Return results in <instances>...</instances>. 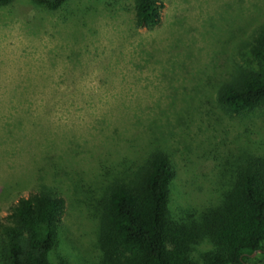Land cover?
Instances as JSON below:
<instances>
[{
	"label": "rangeland",
	"instance_id": "rangeland-1",
	"mask_svg": "<svg viewBox=\"0 0 264 264\" xmlns=\"http://www.w3.org/2000/svg\"><path fill=\"white\" fill-rule=\"evenodd\" d=\"M163 2L159 25L139 30L130 0L0 8V219L41 186L61 196L50 264H97L101 192L150 153L174 168L173 216L216 205L240 154L264 157V113L216 102L264 0ZM246 262L264 264V251Z\"/></svg>",
	"mask_w": 264,
	"mask_h": 264
},
{
	"label": "trees",
	"instance_id": "trees-1",
	"mask_svg": "<svg viewBox=\"0 0 264 264\" xmlns=\"http://www.w3.org/2000/svg\"><path fill=\"white\" fill-rule=\"evenodd\" d=\"M15 1L0 0V8ZM27 1L58 12L71 0ZM130 1L134 29L159 25L163 0ZM235 49L239 62L218 85L216 102L227 115L264 113V20ZM174 177L167 156L155 151L107 183L97 204V264H246L264 251V157L240 154L219 202L186 216L169 209ZM64 210V199L44 186L13 202L0 219V264H50ZM201 244L209 249L196 261L192 253Z\"/></svg>",
	"mask_w": 264,
	"mask_h": 264
}]
</instances>
